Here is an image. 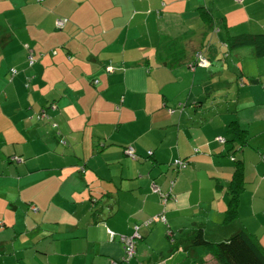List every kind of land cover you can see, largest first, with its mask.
I'll use <instances>...</instances> for the list:
<instances>
[{"label":"crops","instance_id":"0c3cea01","mask_svg":"<svg viewBox=\"0 0 264 264\" xmlns=\"http://www.w3.org/2000/svg\"><path fill=\"white\" fill-rule=\"evenodd\" d=\"M249 33L264 0H0V264H220L198 228L264 248V59L229 46Z\"/></svg>","mask_w":264,"mask_h":264},{"label":"trees","instance_id":"16d2710c","mask_svg":"<svg viewBox=\"0 0 264 264\" xmlns=\"http://www.w3.org/2000/svg\"><path fill=\"white\" fill-rule=\"evenodd\" d=\"M229 46L232 49L251 47L256 57L264 59V33L232 37ZM243 185V169L238 167L230 186L232 199L228 209V220L238 217V196L244 189ZM193 233L195 237L192 245L211 250L220 264H264V248L258 238L246 229H240L229 239L218 243L209 241L202 228L194 229Z\"/></svg>","mask_w":264,"mask_h":264},{"label":"built area","instance_id":"2783aa9c","mask_svg":"<svg viewBox=\"0 0 264 264\" xmlns=\"http://www.w3.org/2000/svg\"><path fill=\"white\" fill-rule=\"evenodd\" d=\"M238 3H242L244 0H235ZM66 24V20L65 19H58L56 21V25L59 28H63L64 25ZM30 64L33 65L35 63V60L33 58V56L30 57L29 60ZM197 66H201V67H209L210 66V62L209 60L203 56L202 54H199L197 56V61H196ZM128 154L132 157V158H136V156L134 155L133 151L131 149H128ZM151 154V153H150ZM16 161H20L21 159L18 157L15 159ZM175 165H177L179 168H183L186 167L188 165L187 162L182 161V160H176L175 161ZM163 202L166 203V201L169 199V195H165L160 193ZM157 220H161V221H165L166 218L162 215L158 218L155 219V221ZM137 234L132 235V236H119V240L123 245V249H124V258L123 261H129L131 259H133L135 257L136 254V245H137ZM114 238V235L112 234V239ZM113 264H122V261L120 262H114Z\"/></svg>","mask_w":264,"mask_h":264},{"label":"rangeland","instance_id":"374dc122","mask_svg":"<svg viewBox=\"0 0 264 264\" xmlns=\"http://www.w3.org/2000/svg\"><path fill=\"white\" fill-rule=\"evenodd\" d=\"M251 49V48H250ZM225 240V239H224ZM221 242V241H220Z\"/></svg>","mask_w":264,"mask_h":264}]
</instances>
